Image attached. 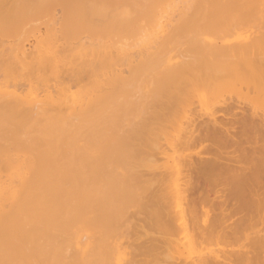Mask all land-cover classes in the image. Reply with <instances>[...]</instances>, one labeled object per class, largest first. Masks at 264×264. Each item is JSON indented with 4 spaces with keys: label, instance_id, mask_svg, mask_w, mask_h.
<instances>
[{
    "label": "bare ground",
    "instance_id": "1",
    "mask_svg": "<svg viewBox=\"0 0 264 264\" xmlns=\"http://www.w3.org/2000/svg\"><path fill=\"white\" fill-rule=\"evenodd\" d=\"M160 1L187 9L204 4L205 17L242 3L264 11V0H0V64L5 74L42 65L49 51L36 20L46 15L53 32L51 10L61 5L63 26L82 28L91 40L75 46V57L103 71L115 58L102 36L131 28ZM205 47L169 59L156 92L159 109L135 124L125 120L149 110L115 93L122 73L104 76L87 99H73L70 121L51 114L45 100L0 86V264H74L66 232L87 206L97 225L108 228L125 216L137 240L147 237L130 264H264L263 44L225 39ZM142 69L131 68L130 77ZM217 90L229 96L195 117L194 102L206 103ZM181 104L174 128L165 110ZM123 119L129 128L119 134ZM85 129L101 136V151L83 155L76 146L75 130ZM197 145L191 151L199 163L168 152ZM194 246L197 253L186 252ZM80 264H123V253L114 237L100 234L84 243Z\"/></svg>",
    "mask_w": 264,
    "mask_h": 264
},
{
    "label": "rangeland",
    "instance_id": "2",
    "mask_svg": "<svg viewBox=\"0 0 264 264\" xmlns=\"http://www.w3.org/2000/svg\"><path fill=\"white\" fill-rule=\"evenodd\" d=\"M186 7L182 3L177 5L161 1L155 2L151 5L149 17L140 19V21L137 19L135 23L132 22L134 28L132 25L131 28L115 29L113 32L102 36L104 45L107 47L106 50L114 55L115 60L108 66L105 64L103 71L99 72L96 69L98 62L84 63L83 65L81 60L75 57V46L80 43H84L86 47L91 45L89 34L82 28L63 26V7L53 5L51 10L55 17V22L52 25L54 27L53 32H47L46 19L48 17L46 15L37 18L38 23L36 20V26L39 24V33L41 34L39 37L42 39L41 46L48 48L49 51L46 60L43 61L42 65L21 71L20 74H5V66L0 64V86L16 90L18 94L27 96V98L32 95L37 99H43L46 101L45 107L51 114L70 121V116L77 108V106L73 107V99H87L94 95L96 85L101 83L104 76L122 73V79L119 80L115 93L121 98H127L136 103L141 102L149 110L146 114L130 115V118L125 120V122L130 121L135 124L153 112L156 113L159 109L156 102L162 96L157 95L156 92L163 89L159 83L163 78L169 59H173L174 62L180 61L189 56L190 52L199 49L198 46L203 49L210 42L219 43L225 39L235 41L259 40L263 44L262 52L264 53L263 6L250 3L221 6L218 9L221 11H217L209 17H205L201 13V10L206 8L204 4L195 8L187 9ZM185 9L187 10L184 11ZM35 44V39H31L26 46L31 51ZM202 57L206 58L207 55L202 54ZM135 66H141L144 69H142V74L131 78L130 69ZM228 96L229 92L217 90L209 94L207 102L203 101L206 103L200 105L199 102H194L195 107H197L193 112L194 116L196 117V113L199 111L203 112L205 110L203 108H206L207 105L210 106L211 102ZM154 104L155 107L152 108ZM183 106L184 104H181L174 109L165 110V112L171 111V122L173 119L175 122L174 128L182 114ZM262 113H264V106ZM97 115L92 116V119L98 118ZM221 117L222 115L219 116V119ZM123 121L124 119L120 122L122 125H119V134L127 133L129 128L123 124ZM167 128L171 129L170 124ZM174 128L172 131L176 133ZM75 132L79 133V140L75 144L81 148L83 155H91L90 152L102 150L103 142L98 133L86 129L85 131L75 130ZM63 134L70 138L74 132L65 131ZM199 149L200 145H197L189 150L177 147L174 151L172 148H168V152L183 157L191 154L192 160L199 163L198 156L191 151ZM1 162L2 159L0 158V165ZM240 162L246 163L244 158H241ZM130 210L132 211V209ZM199 213L198 221L201 222L203 214L201 215V211ZM94 214L93 208L90 211V207L87 206L83 218L76 219L66 232L67 253L70 254L74 264H80L84 243L94 240L100 234L106 235L109 239L115 238L119 252L123 253V264H130L138 260L135 247L147 237L143 236L137 240L135 231L131 227L127 228L129 223L125 216L111 222L110 226L105 228L102 227V223L101 226L97 225ZM128 215L130 214L128 213ZM120 225L124 227L118 229ZM152 230L154 231V229ZM171 236L168 234L167 239H171ZM168 246L169 243H166V247ZM188 251L197 253V248L195 246L194 248L186 247V252Z\"/></svg>",
    "mask_w": 264,
    "mask_h": 264
}]
</instances>
